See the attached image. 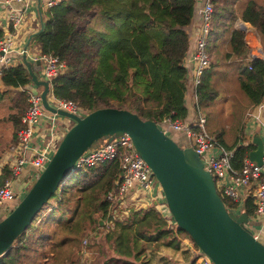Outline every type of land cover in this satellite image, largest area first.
<instances>
[{
    "label": "trees",
    "instance_id": "obj_1",
    "mask_svg": "<svg viewBox=\"0 0 264 264\" xmlns=\"http://www.w3.org/2000/svg\"><path fill=\"white\" fill-rule=\"evenodd\" d=\"M237 1L211 0L213 14L208 41L216 38L217 33H225L236 17L249 23L257 34L264 35V3L247 0L237 14ZM193 3L194 0H57L45 9L42 28L31 36L29 42L42 54L56 56L65 62V68L50 80L51 93L59 99L75 102L86 113L101 107L123 109L113 102L125 96L127 100H122L135 106L137 112L144 115L142 119L156 122L171 117L183 120L187 110L183 105L185 71L180 61L188 51L184 27L191 19ZM229 35L230 49L225 56L244 55L246 48L242 32L231 28ZM250 61L249 70H243L239 82L249 103L256 105L264 94V61L258 58ZM125 79L133 87L129 97ZM30 84L22 64L0 69L3 88L21 89L16 98L10 97L12 104L4 108L6 120L11 122L14 130L20 124L19 117L26 106ZM208 96L205 80L201 78L195 88L196 111ZM215 144L231 150L230 171L238 170L243 159L247 158V145L226 148L216 138ZM118 175L115 160L70 172L26 230L0 255V264H21L23 258H36L45 250L47 242L53 257L65 260L63 264H82L79 262L80 239L98 227L95 214L100 218L110 206L113 207L103 199V194L113 189ZM7 178L11 179L12 175L4 166L0 170V184ZM221 199L227 210L237 208L249 217L255 213L253 196L239 202V208L236 202ZM129 212L128 216L117 221L121 228L130 231L129 246L141 248L142 244L138 245L141 241L147 245L155 242L173 249L178 247V240L165 228L166 223L154 208L142 207ZM258 225L256 220L243 224L253 235L260 227ZM181 232L177 230V233ZM107 251L110 252L108 258L104 261L98 258L93 264H108L109 261L112 264L122 260L129 263L117 257H125L127 251L116 252L115 248ZM135 251L134 247L129 248L132 256L137 255ZM119 253L121 255H116Z\"/></svg>",
    "mask_w": 264,
    "mask_h": 264
},
{
    "label": "water",
    "instance_id": "obj_2",
    "mask_svg": "<svg viewBox=\"0 0 264 264\" xmlns=\"http://www.w3.org/2000/svg\"><path fill=\"white\" fill-rule=\"evenodd\" d=\"M41 28L40 22L38 30L28 35L20 63L30 78L29 90L39 95L42 109L69 119L71 125L61 129L62 134L44 168L0 219V255L31 224L62 179L73 172L75 160L84 151L98 145V141L109 142L116 135L126 133L157 181L176 229L186 234L211 264H264V244L243 226L250 223L251 217L243 211L227 210L199 155L180 147L153 120L114 107L97 108L79 116L48 103V82L36 77L25 57L31 36ZM251 142L254 148L248 151V159L260 165L262 141L254 137Z\"/></svg>",
    "mask_w": 264,
    "mask_h": 264
},
{
    "label": "built area",
    "instance_id": "obj_3",
    "mask_svg": "<svg viewBox=\"0 0 264 264\" xmlns=\"http://www.w3.org/2000/svg\"><path fill=\"white\" fill-rule=\"evenodd\" d=\"M56 1L45 0V9L55 4ZM0 4L6 7L3 21L9 28L5 32L0 30L1 69L15 63L14 58L10 56V52L13 49L18 55L23 52L26 40L20 46L19 31L23 28L24 12L31 6L32 1L0 0ZM12 4H21V7L12 9ZM193 9L197 10L198 27L187 53L181 58L180 66L186 74L185 66L189 64L190 81L192 86L196 88L201 82L204 70L209 65L206 43L213 14V5L211 0H194ZM32 60L40 63V77L45 78L48 82V91L46 93L48 103L55 108L72 114L84 115L86 112L75 102L59 99L51 93L50 80L60 74L65 68V62L56 56L42 54L38 49L32 56ZM42 113L39 95L28 90L26 106L19 117L20 124L15 131L14 141L9 146V151L15 156V162L10 165L9 169L12 178H7L0 184V207L5 211V214L10 211L21 197L20 192L15 191L11 187V181L18 178L24 165H28L31 168L32 171L29 173L37 176L53 152L51 150L53 145L51 140H48L40 149L33 148L31 143ZM52 116L54 117V115ZM155 124L165 135H168L169 131L180 132L183 135L184 147L199 155L203 169L210 173L220 197L236 202L239 208L241 194L246 188H249L254 198L253 204L255 207V213L251 220L264 222V156L260 165L245 158L238 170L230 171L229 159L231 150L222 149L215 144V138L208 135L205 131L204 118L202 116H198L194 121H189L186 118L179 120L165 117L156 121ZM113 160L117 162L119 175L113 189L103 194V199L107 200L113 207L109 205V210L101 217V227H104L107 231L111 230L115 225L114 222L128 216L130 210L134 208H137L134 210H138L139 206H142L154 208L166 223L165 228L175 235L180 234L177 233L175 223L165 203L157 200V197H161L160 194L162 195L157 181L151 174L149 167L135 151L133 143L126 133L116 135L109 142L102 141L98 145L84 151L75 160L73 171L76 169L84 170L98 163ZM31 180H26L25 189L31 183ZM155 189L157 190L156 195L153 194ZM115 206H118V208L116 209ZM230 211L236 212L238 209L234 208L230 209ZM185 238L189 240L187 244L192 258L189 264H211L210 259L191 242L188 236ZM86 243L87 238H82L80 247L85 246Z\"/></svg>",
    "mask_w": 264,
    "mask_h": 264
},
{
    "label": "crops",
    "instance_id": "obj_4",
    "mask_svg": "<svg viewBox=\"0 0 264 264\" xmlns=\"http://www.w3.org/2000/svg\"><path fill=\"white\" fill-rule=\"evenodd\" d=\"M32 4L24 12V21L23 28L19 31L20 46H22L28 37L29 34L35 32L39 28V23L42 22L44 18V1L45 0H31ZM247 0H238L235 4L237 9V14L239 13L240 8ZM256 3H264V0H253ZM21 4H12V9L20 8ZM6 12V7L0 4V30L8 31V26L3 21V16ZM198 27V15L197 10L192 9V16L189 23L184 27V30L188 38V48L193 40V37L197 31ZM236 28L242 32L243 43L246 48V53L238 57H227L225 54L229 52V34L230 29ZM218 36H223V39H220L218 36L210 41L207 40L206 50L209 57V65L204 70L202 79L205 80L206 89L209 92V96L206 101L201 102L198 105L197 111L194 109L195 105V88L192 86L189 75V64L185 66V90L183 93V105L187 110L186 119L189 121H194L198 116L204 118V128L208 135L216 138L223 146L226 148H233L236 145H247L249 150L253 149L252 139L258 137L261 139L263 144V156H264V94L258 104L249 103L247 97L242 92L239 82V77L241 76L243 70H249L251 64V58H258L264 61V35H259L253 27L247 23L241 21L236 17L229 29L223 33H217ZM212 43V44H211ZM36 48L33 46H27L25 57L31 63L32 72L36 75L37 78L40 77V63L38 61H33L32 56L36 52ZM186 54V53H185ZM184 54V55H185ZM10 56L14 58L15 63L20 61V55L17 54L15 49L10 52ZM14 63V64H15ZM12 65V64H11ZM188 71V72H187ZM32 87L30 84L27 87L29 90ZM0 89H3L0 86ZM37 89V88H36ZM41 89V88H40ZM7 90V89H5ZM21 91V89H18ZM17 90V91H18ZM38 90V89H37ZM16 91V93H17ZM40 91V90H38ZM15 93V94H16ZM17 95V94H16ZM1 118L0 123L5 122L7 125H0V170L2 167L6 166L10 169V165L15 162V156L9 151L10 144L14 141L15 130L10 121L6 120V115L4 109L0 108ZM52 117V118H51ZM71 125V122L68 120L62 119L61 117H54L51 114L42 113V116L39 119L38 126L35 128L34 134L32 136V145L36 149L42 148V146L48 141L51 140L53 145L51 150L54 149L56 142L61 136L62 128H67ZM180 133V132H178ZM181 134V133H180ZM183 137V135H182ZM215 152V151H213ZM248 158V156H247ZM31 168L28 165H24L21 172L19 173L18 178H15L11 181V187L15 190L23 193L25 190V182L27 179L33 177V173H29ZM157 190H154L156 195ZM20 196V195H19ZM157 197L159 202L163 201V197ZM247 197L252 198V192L249 188H246L241 194V202H243ZM10 206V204H9ZM148 206V205H147ZM141 208V207H139ZM137 209V208H134ZM133 209V210H134ZM0 216L5 214V211L0 207ZM3 212V213H2ZM101 219V217L99 218ZM260 226L257 231L254 232V235L264 244V222L256 220ZM100 223V222H99ZM115 225L113 228L118 230L121 227L117 224V221L114 222ZM101 227V223L99 224ZM99 227V229H100ZM112 228V229H113ZM111 229V230H112ZM174 238L179 240L178 234H173ZM186 237V236H185ZM182 237V238H185ZM121 241H119L120 243ZM179 242V241H178ZM151 245H161L165 248L172 250H179L181 247L180 243L176 249L171 248L170 246H165L158 243H150ZM96 245V243L94 244ZM98 245V244H97ZM93 246V245H91ZM98 247V246H97ZM103 261L109 257L110 252L107 251L109 247H98ZM97 248V249H98ZM113 248V247H112ZM112 248L111 249L112 251ZM99 252V256H101ZM187 252V253H186ZM181 251V257H179V264H189L191 254L189 251ZM47 255L48 258H43L40 262V258L43 255ZM116 255H121L116 254ZM114 254L113 257H116ZM153 258V253L151 254ZM120 257L121 260L125 259L129 263L127 264H137L138 260L141 264H145L144 253L142 252L140 257L137 255L127 254ZM80 258V256H79ZM171 258V257H170ZM83 259L86 264H92L93 259L89 258L88 254H83L81 257V263L83 264ZM54 261V264H63L65 260L61 261L60 258L56 259L53 257V253L49 248V243H46L45 250L39 254L36 258L24 259L21 264H52L51 261ZM159 257L154 256L153 262L158 263ZM125 262L124 260H122ZM147 261V260H146ZM115 261H113L114 263ZM111 264V261L108 262Z\"/></svg>",
    "mask_w": 264,
    "mask_h": 264
},
{
    "label": "rangeland",
    "instance_id": "obj_5",
    "mask_svg": "<svg viewBox=\"0 0 264 264\" xmlns=\"http://www.w3.org/2000/svg\"><path fill=\"white\" fill-rule=\"evenodd\" d=\"M212 20V18H211ZM28 46V45H27ZM29 46H32V44L29 42ZM17 63H20V61ZM15 63V64H17ZM21 64V63H20ZM1 86V85H0ZM125 86H126V95H128V97L133 93V87L132 84H130L129 80L125 79ZM124 86V89H125ZM19 88H15L12 90H5V88L0 89V92H2L1 94L2 96V101L0 102V108L4 109L6 106H9L10 104H12V100L10 99V97L12 96L13 99L16 98V91ZM38 90H41L40 87L37 88ZM18 92V91H17ZM16 93V94H15ZM108 97L111 98L110 95H107ZM127 100L125 98V96L121 97L120 101L117 102H113L114 105L121 107L125 110L131 111L135 114H137L140 118H144V115L139 114L137 111V108L135 106H133L129 101H123V100ZM42 112H44L45 114H50L47 111H44L41 107ZM0 118H1V113H0ZM62 119L68 120L69 122H71L69 119L67 118H63ZM0 125H7L5 122L0 123ZM160 127V126H159ZM16 131V130H15ZM15 134V133H14ZM168 135L180 146V147H184V137H182V134L178 133V132H173V131H169ZM36 175L33 176V178H31V182L35 179ZM102 194V193H101ZM100 194V196H101ZM164 201V199H163ZM162 202V201H161ZM165 203V201H164ZM142 208V206H139ZM115 208L117 209L118 206H115ZM140 209V208H139ZM1 213V211H0ZM3 213V212H2ZM5 215V214H4ZM96 217V219L98 218V221L101 222V220L99 219V217H97V215H94ZM3 217V215L0 216V219ZM100 224V223H99ZM99 225L96 229L94 230H90L88 231L86 234H84L82 238H87V243L85 246L80 247V252H79V262H81V257L83 254H88L90 259L93 260H97L98 258L100 259V261L103 260L102 254L99 250V246L100 248H102L103 246L105 247H109V248H115L116 252H126L129 250V248H133L136 250L135 252L138 253V256L140 257L141 253H144V257H142V259H146L145 260V264H155V262H153V258L154 256L159 257L158 263L157 264H179L180 261L178 260L179 257H181V251H189L188 250V244L187 241L189 242V240H187L186 238H182V237H187V235H185L183 232H181L180 234H178L179 237V243L181 245L182 248H180L179 250H172L169 248H165L164 246L161 245H154L152 247L147 246V244L145 242H141L139 244H142L141 248H138L137 245H133V246H129L128 245V235L130 234V231L127 228H121V229H117V228H113L112 230L107 231L104 227H100L99 229ZM80 239V241H81ZM186 239V240H184ZM119 241H121L119 243ZM138 241V240H137ZM96 243V245H94ZM155 243V242H153ZM98 244V245H97ZM93 245V246H91ZM98 246V247H97ZM179 246V245H178ZM98 248V249H97ZM99 252L101 254V256H99ZM153 253V258H152V254ZM187 253V252H186ZM183 256V255H182ZM48 258V256L45 254L40 258V262L43 260V258ZM171 257V258H170ZM83 264H86L84 262L83 259ZM93 264V263H92ZM112 264H127L126 262L123 261H119V262H114ZM137 264H141L140 261L138 260Z\"/></svg>",
    "mask_w": 264,
    "mask_h": 264
},
{
    "label": "clouds",
    "instance_id": "obj_6",
    "mask_svg": "<svg viewBox=\"0 0 264 264\" xmlns=\"http://www.w3.org/2000/svg\"><path fill=\"white\" fill-rule=\"evenodd\" d=\"M155 122V121H154ZM169 136V135H168ZM186 235V234H185Z\"/></svg>",
    "mask_w": 264,
    "mask_h": 264
}]
</instances>
